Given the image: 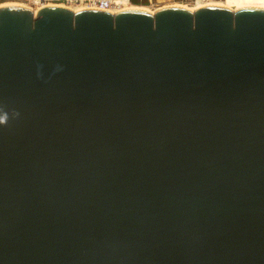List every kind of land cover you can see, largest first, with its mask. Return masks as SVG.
<instances>
[{"label":"water","instance_id":"water-1","mask_svg":"<svg viewBox=\"0 0 264 264\" xmlns=\"http://www.w3.org/2000/svg\"><path fill=\"white\" fill-rule=\"evenodd\" d=\"M0 264H264V9L0 7Z\"/></svg>","mask_w":264,"mask_h":264},{"label":"bare ground","instance_id":"bare-ground-1","mask_svg":"<svg viewBox=\"0 0 264 264\" xmlns=\"http://www.w3.org/2000/svg\"><path fill=\"white\" fill-rule=\"evenodd\" d=\"M230 2L233 4L239 5V6L229 4ZM2 6L23 7V8L31 9L33 11H37L43 5L36 7V6L28 5L26 3H22L20 1H7L4 3H1L0 7ZM48 6L69 8L73 11L82 10V9H94V8L86 7V6H83V7H68L65 5H48ZM206 6L224 7L236 13L245 8L264 9V0H198L197 2L193 4L180 1V3L179 2L165 3L162 5H159L157 8H154V9L152 8L153 10L150 9L151 7L147 6L146 4L130 3V4H123L120 8H117L115 11H110V12H117L120 10H143L147 12H153L154 10L158 8H165V7H179V8H184L187 10H195L197 8L206 7ZM43 7H47V6H43Z\"/></svg>","mask_w":264,"mask_h":264},{"label":"built area","instance_id":"built-area-1","mask_svg":"<svg viewBox=\"0 0 264 264\" xmlns=\"http://www.w3.org/2000/svg\"><path fill=\"white\" fill-rule=\"evenodd\" d=\"M7 1H20L32 6H48V5H65L68 7H91L94 9H101L106 11H115L123 4L138 3L146 4L151 8H157L159 5L170 2H185L193 4L198 0H0V4ZM42 6V7H43Z\"/></svg>","mask_w":264,"mask_h":264},{"label":"rangeland","instance_id":"rangeland-1","mask_svg":"<svg viewBox=\"0 0 264 264\" xmlns=\"http://www.w3.org/2000/svg\"><path fill=\"white\" fill-rule=\"evenodd\" d=\"M175 2H178V1H175ZM180 3V2H179ZM228 3V2H227ZM229 4H232V5H235V6H239V5H236V4H233V3H229ZM150 9H152V8H150ZM153 10V9H152Z\"/></svg>","mask_w":264,"mask_h":264}]
</instances>
